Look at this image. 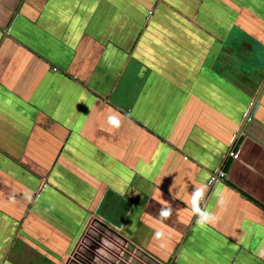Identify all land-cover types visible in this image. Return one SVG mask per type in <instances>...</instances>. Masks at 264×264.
Instances as JSON below:
<instances>
[{"label": "crops", "instance_id": "0c3cea01", "mask_svg": "<svg viewBox=\"0 0 264 264\" xmlns=\"http://www.w3.org/2000/svg\"><path fill=\"white\" fill-rule=\"evenodd\" d=\"M89 230L264 264V0H0V264H69Z\"/></svg>", "mask_w": 264, "mask_h": 264}, {"label": "clouds", "instance_id": "9594fccd", "mask_svg": "<svg viewBox=\"0 0 264 264\" xmlns=\"http://www.w3.org/2000/svg\"><path fill=\"white\" fill-rule=\"evenodd\" d=\"M108 124L112 126L113 128H119L121 125V121L116 115H110L108 117ZM27 198L31 200V196L26 194ZM206 195V190L204 188H194V190L191 193V202L190 207L193 212V214L196 216V222L200 227H206L210 223H214L216 220V216L211 211L204 209L201 207L202 201L204 200ZM219 195V194H218ZM218 204L220 206H224L226 204V201L223 196H219ZM173 212V208L171 205L162 207L160 210V217L162 219H167L171 216ZM164 234L161 231L155 232V237L157 239L161 238ZM264 255V253H262Z\"/></svg>", "mask_w": 264, "mask_h": 264}, {"label": "rangeland", "instance_id": "374dc122", "mask_svg": "<svg viewBox=\"0 0 264 264\" xmlns=\"http://www.w3.org/2000/svg\"><path fill=\"white\" fill-rule=\"evenodd\" d=\"M141 4L144 5V3L142 1H141ZM113 233L114 232L112 230H106L107 235H106V237H104L105 234H104L103 230H101L100 232H96L94 230L87 231V235H86L87 239H93V240H90L89 242H92L95 240V242L98 243V247H94V249H91V247H86L84 252L83 251L80 252V253H83L87 256L89 264H98L95 260H93V258L95 256L93 254H99L98 252H96V250L98 251L100 246H103L105 248L104 255L102 256V261H104V263L109 261V259L112 260V259L116 258V254L121 250L123 242L121 239L116 238L117 236L113 235ZM103 238L104 239L108 238L110 240H108L107 243L103 244L102 243ZM89 249H91V250H89ZM93 250H94V253H93ZM77 251H79V250H77ZM137 255H140V254L138 253ZM77 256H78V253L76 252V255L71 258V261H69V264H82L79 261L76 262V259H78L80 257V254H79L78 258H77ZM113 256H115V257H113Z\"/></svg>", "mask_w": 264, "mask_h": 264}, {"label": "built area", "instance_id": "2783aa9c", "mask_svg": "<svg viewBox=\"0 0 264 264\" xmlns=\"http://www.w3.org/2000/svg\"><path fill=\"white\" fill-rule=\"evenodd\" d=\"M245 116H248V114H246ZM248 118L250 119L249 116H248ZM230 155L231 156L236 155L235 151H231ZM216 174H217V177H222V178L226 177V175H227L226 172L224 170H222V168L216 170ZM215 179H216V176L212 177V181H214ZM45 186H47L46 182L43 184L41 189H44ZM116 238L121 239L123 242L121 250L116 254V258L112 259L111 261H107L105 263L103 261L104 264H153V263L149 262L147 256H145V255H147L146 252H144V251L141 252V250H136L137 251L136 252L135 251L136 246L134 244H132L131 242H129L127 239L120 238V237H116ZM85 247H88V246L85 244ZM138 253L140 255H137ZM98 255L102 258V255H100V254H98ZM96 256H94V258H96ZM113 257H115V256H113ZM94 258H93V260H95ZM78 261L82 264H89L88 258L85 254H82L78 258Z\"/></svg>", "mask_w": 264, "mask_h": 264}, {"label": "flooded vegetation", "instance_id": "af4514ba", "mask_svg": "<svg viewBox=\"0 0 264 264\" xmlns=\"http://www.w3.org/2000/svg\"><path fill=\"white\" fill-rule=\"evenodd\" d=\"M90 240H93V239H90ZM90 240H87V241H85L84 243H86V244L88 243L89 247H91L92 249H93L94 247H98V243H96L95 240L92 241V242H89Z\"/></svg>", "mask_w": 264, "mask_h": 264}, {"label": "water", "instance_id": "95a60500", "mask_svg": "<svg viewBox=\"0 0 264 264\" xmlns=\"http://www.w3.org/2000/svg\"><path fill=\"white\" fill-rule=\"evenodd\" d=\"M86 245L89 247L88 243H87ZM91 249H92V248H91ZM91 249H90V250H91ZM93 249H94V248H93ZM96 252H98V253H99L100 255H102V256L104 255L103 253H101V252H99V251H97V250H96ZM93 253H94V250H93ZM93 255L96 256V255H98V254H93ZM78 256H79V255H78ZM78 256H77V258H78ZM109 261H111V260L109 259Z\"/></svg>", "mask_w": 264, "mask_h": 264}]
</instances>
